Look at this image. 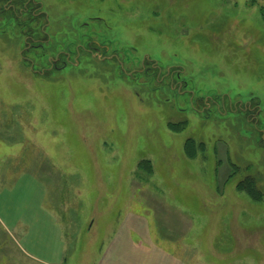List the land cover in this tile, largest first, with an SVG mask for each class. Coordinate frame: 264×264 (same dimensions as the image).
I'll use <instances>...</instances> for the list:
<instances>
[{
    "label": "rangeland",
    "instance_id": "374dc122",
    "mask_svg": "<svg viewBox=\"0 0 264 264\" xmlns=\"http://www.w3.org/2000/svg\"><path fill=\"white\" fill-rule=\"evenodd\" d=\"M0 264H264V0H0Z\"/></svg>",
    "mask_w": 264,
    "mask_h": 264
},
{
    "label": "flooded vegetation",
    "instance_id": "af4514ba",
    "mask_svg": "<svg viewBox=\"0 0 264 264\" xmlns=\"http://www.w3.org/2000/svg\"><path fill=\"white\" fill-rule=\"evenodd\" d=\"M24 10H26V9H24ZM39 29H40V28H39ZM39 29H37V30H38L37 32L41 33L42 30H39ZM39 44H41V43H39ZM42 44H43V43H42ZM80 49H85V46L82 45V47L80 46V47L77 48L78 56H79V54H80ZM99 57H100V56H99ZM76 61H77V60H76ZM60 62H62L61 65H60V69L64 68L67 64H70V62H71V60H70V53H69V52H66V51H63V52H61L60 54L57 53V54L52 58V61L50 62L51 67H52V68H57V64L60 63ZM74 64H76L75 61H74ZM143 67L147 68L146 65H143ZM145 68H144V69H145ZM141 70H142V68H141ZM258 109H259V108H258Z\"/></svg>",
    "mask_w": 264,
    "mask_h": 264
},
{
    "label": "trees",
    "instance_id": "16d2710c",
    "mask_svg": "<svg viewBox=\"0 0 264 264\" xmlns=\"http://www.w3.org/2000/svg\"><path fill=\"white\" fill-rule=\"evenodd\" d=\"M189 146L191 147V146H192V143H189V141H186V142H185V147H186L187 150H189V148H190ZM139 165H141V164H139ZM148 171H150V167H148ZM251 189H252V188L250 187V190H251Z\"/></svg>",
    "mask_w": 264,
    "mask_h": 264
},
{
    "label": "crops",
    "instance_id": "0c3cea01",
    "mask_svg": "<svg viewBox=\"0 0 264 264\" xmlns=\"http://www.w3.org/2000/svg\"><path fill=\"white\" fill-rule=\"evenodd\" d=\"M149 240V239H148ZM150 241V240H149ZM151 242V241H150ZM134 243V242H131V244ZM135 244V243H134Z\"/></svg>",
    "mask_w": 264,
    "mask_h": 264
}]
</instances>
